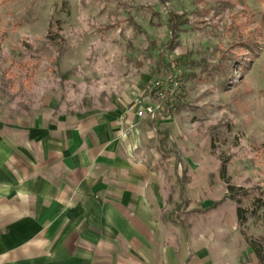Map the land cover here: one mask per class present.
<instances>
[{"label": "rangeland", "instance_id": "rangeland-1", "mask_svg": "<svg viewBox=\"0 0 264 264\" xmlns=\"http://www.w3.org/2000/svg\"><path fill=\"white\" fill-rule=\"evenodd\" d=\"M263 13L264 0H0L1 121L127 108L158 84L140 154L168 218L186 228L219 209L264 244Z\"/></svg>", "mask_w": 264, "mask_h": 264}, {"label": "crops", "instance_id": "crops-1", "mask_svg": "<svg viewBox=\"0 0 264 264\" xmlns=\"http://www.w3.org/2000/svg\"><path fill=\"white\" fill-rule=\"evenodd\" d=\"M142 120L119 103L55 121L0 118V264H261L222 210L186 228L168 218L140 154Z\"/></svg>", "mask_w": 264, "mask_h": 264}, {"label": "built area", "instance_id": "built-area-1", "mask_svg": "<svg viewBox=\"0 0 264 264\" xmlns=\"http://www.w3.org/2000/svg\"><path fill=\"white\" fill-rule=\"evenodd\" d=\"M133 92V98L127 105V113H134L140 119L151 121L156 119L160 101L165 97L158 84L146 85Z\"/></svg>", "mask_w": 264, "mask_h": 264}, {"label": "trees", "instance_id": "trees-1", "mask_svg": "<svg viewBox=\"0 0 264 264\" xmlns=\"http://www.w3.org/2000/svg\"><path fill=\"white\" fill-rule=\"evenodd\" d=\"M261 23L264 26V13L262 16ZM181 24L183 25V22H180V18L178 16H176L174 14H172L170 16L169 28H170L172 34H174V32L176 31L178 25H181ZM258 31H259V28L258 29L256 28V32H258ZM254 37H255V32L254 33L251 32L249 34V38L245 42H243L244 45L251 50H253L254 46L256 45ZM174 38H175V36H172L170 38V42H172ZM230 198L236 199L237 197L235 195H231ZM237 201L240 202L239 200H237ZM263 204L264 203L260 204V206H262ZM250 214H252L253 216L256 215V210H253L252 212H250ZM237 217H238V221L240 224L246 223L248 220V210L241 207V206H238ZM246 239H247V242L253 247L256 255L258 256V258L261 262V264H264V244L260 241H255V240L249 239L248 237H246Z\"/></svg>", "mask_w": 264, "mask_h": 264}]
</instances>
